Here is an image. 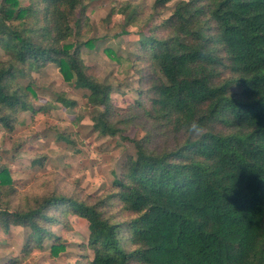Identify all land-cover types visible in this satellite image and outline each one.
<instances>
[{
  "label": "trees",
  "instance_id": "obj_1",
  "mask_svg": "<svg viewBox=\"0 0 264 264\" xmlns=\"http://www.w3.org/2000/svg\"><path fill=\"white\" fill-rule=\"evenodd\" d=\"M169 1L156 0L154 10L160 13ZM83 5L1 1L0 47L8 55L0 61L4 126L11 128L15 112L34 110L16 81L25 74L18 66L38 70L54 63L67 82L89 90L101 133L119 132L110 119L114 86L89 74L80 53L79 46L93 40L68 42L72 20L82 23L76 12ZM149 30L139 32L141 49L158 75L145 95L152 109L146 113L183 142L162 151L137 142L110 197L91 203L60 194L37 198L26 209L0 206V224L28 227L29 238L41 241L49 234L42 221L61 207L88 221L89 264H264V0H183L160 35L158 25ZM227 69L229 81L221 78ZM7 174L0 166V192L12 186ZM113 197L135 217L111 213Z\"/></svg>",
  "mask_w": 264,
  "mask_h": 264
},
{
  "label": "rangeland",
  "instance_id": "obj_2",
  "mask_svg": "<svg viewBox=\"0 0 264 264\" xmlns=\"http://www.w3.org/2000/svg\"><path fill=\"white\" fill-rule=\"evenodd\" d=\"M155 1L83 0V9L76 12L81 26L72 20L74 34L68 42L93 40L79 46L87 72L114 86L110 119L119 127L116 135L101 133L95 124L97 111L88 104L89 90L77 81L67 82L56 64L38 70L18 66L25 74L16 81L34 110L15 112L11 128L0 123V166L8 168L12 185L1 188L0 206L26 209L37 198L60 194L99 201L116 191L114 182L128 157L136 156L137 142L160 151L183 142V135L146 113L151 106L145 95L158 73L141 49L139 32L149 33L158 25L160 35L164 21L183 0H170L160 13L153 8ZM7 59L0 47V61ZM230 77L228 69L221 74L222 79ZM60 97L74 103L66 105ZM111 203L108 209L119 220L135 217L118 199ZM48 215L41 226L49 234L41 241L29 238L28 227L0 224V264H89L94 252L88 221L61 207ZM55 245L62 246L57 254Z\"/></svg>",
  "mask_w": 264,
  "mask_h": 264
},
{
  "label": "crops",
  "instance_id": "obj_3",
  "mask_svg": "<svg viewBox=\"0 0 264 264\" xmlns=\"http://www.w3.org/2000/svg\"><path fill=\"white\" fill-rule=\"evenodd\" d=\"M1 1L2 0H0V9H1ZM3 27H4V24H2L1 17H0V29H2Z\"/></svg>",
  "mask_w": 264,
  "mask_h": 264
}]
</instances>
